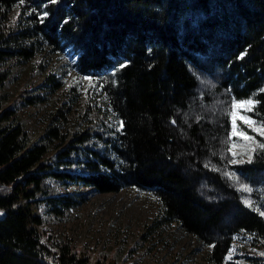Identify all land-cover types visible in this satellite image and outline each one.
I'll return each instance as SVG.
<instances>
[{"label": "trees", "instance_id": "16d2710c", "mask_svg": "<svg viewBox=\"0 0 264 264\" xmlns=\"http://www.w3.org/2000/svg\"><path fill=\"white\" fill-rule=\"evenodd\" d=\"M66 51L105 107L47 66ZM199 73L253 98L264 125V0H0V264H124L173 223L209 264H264V201L247 206L222 174L229 119L201 113ZM22 106L40 112L39 131ZM248 132L251 155L233 167L264 187V135ZM80 187L147 191L160 210L136 240L96 252L46 226L79 216ZM248 235L253 248L231 255Z\"/></svg>", "mask_w": 264, "mask_h": 264}, {"label": "rangeland", "instance_id": "374dc122", "mask_svg": "<svg viewBox=\"0 0 264 264\" xmlns=\"http://www.w3.org/2000/svg\"><path fill=\"white\" fill-rule=\"evenodd\" d=\"M47 66L53 69L58 76L65 79L69 85H76L80 95L89 96L95 103L106 106V99L96 88L95 81L85 79L77 73L74 66L72 53H48L45 54ZM26 67L22 75L30 72ZM197 104L201 107V113L209 115L214 124L224 127L226 117L229 119L227 127L229 134L226 136L225 153L220 156L219 168L222 174L230 180L237 188L233 180L225 173H236L243 184L251 189V192H243L244 201L247 199L251 207L261 210L264 201V187L262 183L247 181L233 167L231 161L250 157L252 145L248 128L254 132H260L261 124L250 114L254 105V99H234L222 89L218 82L205 74H198V86L195 91ZM253 101L251 107L241 102ZM25 117L30 121L32 130L39 131L43 126L40 112L32 106H22ZM235 113V117H233ZM203 118L199 112L192 109L187 116ZM233 119L236 125V134H233ZM252 121L253 123H249ZM244 124V128L241 124ZM247 129V130H246ZM244 133L241 135L240 133ZM84 194L85 201H82L74 209L78 217L70 221H54L46 226L54 233L64 232L72 238L77 245H85L93 248L96 252H102L106 245L116 242L127 243L136 240L146 224L152 222L160 210V204L156 197L147 191L136 188H125L121 192L102 193L92 188H77ZM149 237V236H148ZM152 242L144 240L140 246L128 256L124 264H209L207 255L209 247L193 235L187 233L176 223L166 225L153 232L150 236ZM236 246L232 249L231 255H240L238 246L253 248L252 235L237 237Z\"/></svg>", "mask_w": 264, "mask_h": 264}, {"label": "snow or ice", "instance_id": "6c2138e0", "mask_svg": "<svg viewBox=\"0 0 264 264\" xmlns=\"http://www.w3.org/2000/svg\"><path fill=\"white\" fill-rule=\"evenodd\" d=\"M20 2L21 3H23V0H20ZM51 2H53V3H55L56 2V0H51ZM44 15H47V13H45ZM242 58V57H241ZM121 68H123V67H126V65H121L120 66ZM85 79H88L87 77H85ZM242 104H246L247 106H249V107H251L252 105H253V101L252 100H248V101H246V102H241ZM233 115V117H235V113H233L232 114ZM249 123L251 124V123H253L252 121H249ZM121 127H123V122L121 121ZM254 131L256 130V129H253ZM260 132H261V135H264V125H262L261 126V128H260ZM233 134H236V125H235V120L233 119ZM241 135H244V133H240ZM261 147H264V145H261ZM232 163H236V161L235 160H233V161H231ZM225 175L229 178V179H231V180H233V182L235 183V184H237V185H239V187H238V190L239 191H243V192H251V189L249 188V187H247L245 184H243L242 183V181H241V179H240V177L236 174V173H234V172H226L225 173ZM245 204L247 205V206H252L251 204H250V202L246 199L245 201ZM261 215H264V212H261ZM211 247V246H210Z\"/></svg>", "mask_w": 264, "mask_h": 264}]
</instances>
